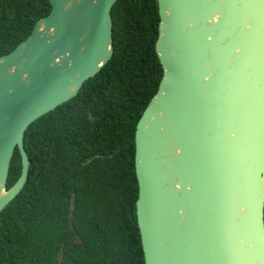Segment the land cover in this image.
I'll list each match as a JSON object with an SVG mask.
<instances>
[{
    "label": "water",
    "instance_id": "water-1",
    "mask_svg": "<svg viewBox=\"0 0 264 264\" xmlns=\"http://www.w3.org/2000/svg\"><path fill=\"white\" fill-rule=\"evenodd\" d=\"M117 1L49 0L0 57V212L28 178V127L111 59ZM156 1L163 75L135 130L144 264H264V0Z\"/></svg>",
    "mask_w": 264,
    "mask_h": 264
},
{
    "label": "trees",
    "instance_id": "trees-1",
    "mask_svg": "<svg viewBox=\"0 0 264 264\" xmlns=\"http://www.w3.org/2000/svg\"><path fill=\"white\" fill-rule=\"evenodd\" d=\"M50 11L49 0H0V57ZM111 17L109 62L25 132L29 173L0 212V264H144L135 130L163 75L157 1L118 0ZM21 169L15 149L7 188Z\"/></svg>",
    "mask_w": 264,
    "mask_h": 264
}]
</instances>
